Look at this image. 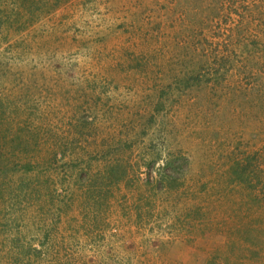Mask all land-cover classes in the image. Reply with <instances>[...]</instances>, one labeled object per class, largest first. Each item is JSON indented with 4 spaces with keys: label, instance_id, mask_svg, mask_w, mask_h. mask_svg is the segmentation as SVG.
<instances>
[{
    "label": "rangeland",
    "instance_id": "374dc122",
    "mask_svg": "<svg viewBox=\"0 0 264 264\" xmlns=\"http://www.w3.org/2000/svg\"><path fill=\"white\" fill-rule=\"evenodd\" d=\"M237 168L264 0H0V264H264Z\"/></svg>",
    "mask_w": 264,
    "mask_h": 264
},
{
    "label": "trees",
    "instance_id": "16d2710c",
    "mask_svg": "<svg viewBox=\"0 0 264 264\" xmlns=\"http://www.w3.org/2000/svg\"><path fill=\"white\" fill-rule=\"evenodd\" d=\"M260 157L258 155V152H255V154L253 155V160L254 161H259ZM251 166V164H250ZM236 171L238 172L237 174V179L240 180L241 183H247L249 186H247V188H253L255 186V183H260V182H264V178L262 177V175L260 174H255V173H247L244 168L242 169H236ZM237 179H231L232 181H236Z\"/></svg>",
    "mask_w": 264,
    "mask_h": 264
}]
</instances>
